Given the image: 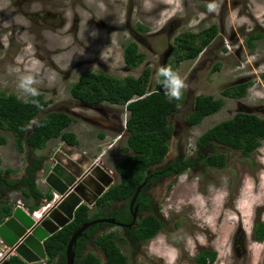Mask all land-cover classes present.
I'll list each match as a JSON object with an SVG mask.
<instances>
[{
  "label": "rangeland",
  "instance_id": "rangeland-1",
  "mask_svg": "<svg viewBox=\"0 0 264 264\" xmlns=\"http://www.w3.org/2000/svg\"><path fill=\"white\" fill-rule=\"evenodd\" d=\"M214 23L219 28L215 40L196 59L179 64L178 73L188 88L171 116L173 128H182L179 141L173 139V152L178 153V144L184 143L189 153L202 133L236 113L264 117V38L254 40V46L248 43L252 33L264 34V0H0V92L27 98L31 94L21 84L31 77L35 81L31 87L50 100L38 117L50 111L72 115L69 129L87 146L105 152L103 159L118 182L114 166L126 155L122 147L128 111L125 106L104 104L121 120H112L118 126L114 131L100 126L92 120L103 117L101 111L75 98L72 85L89 70L123 78L139 76L150 67L149 89L153 90L157 72L164 67V53L175 37ZM140 25L147 28L142 30ZM130 40L146 54L135 69L124 58V44ZM174 58L172 54L170 59ZM247 81L254 84L245 97L223 94ZM200 94L223 97L225 105L191 127L185 118ZM103 131L106 141L98 136ZM0 135L8 138L0 146V170H23L26 152L16 149L12 132L0 129ZM55 140L48 142L49 153L56 148ZM223 152L228 158L226 168H204L200 176L199 168L173 179L168 188L167 181L159 185L164 193L161 206L171 219L169 229L147 241L139 252L131 253L133 248L124 243L134 264H197L196 254L204 248L217 251L214 264H264V241L254 237L256 222L264 221V141L249 157L228 146ZM100 257L101 264H107L103 254Z\"/></svg>",
  "mask_w": 264,
  "mask_h": 264
},
{
  "label": "trees",
  "instance_id": "trees-1",
  "mask_svg": "<svg viewBox=\"0 0 264 264\" xmlns=\"http://www.w3.org/2000/svg\"><path fill=\"white\" fill-rule=\"evenodd\" d=\"M139 28L144 30L147 27L140 25ZM218 33V25L214 23L198 32L188 30L177 35L173 53L175 58L169 60L167 67L170 66L178 72L182 60L196 59L215 40ZM260 38H264L263 33H252L248 43L254 46V40ZM124 58L128 67L135 69L145 61L146 54L140 50L136 41L130 40L124 44ZM218 68L219 65L216 66V70ZM151 74L150 67H146L139 76L127 75L123 78L89 70L82 73L78 81L72 85V95L86 106L106 103L126 107L128 111L125 127L127 140L126 145L122 147L126 155L115 165L119 173V181L111 185L99 198L98 210H93L85 203L81 204L75 212L74 219L45 240L47 259L33 264H66V251L72 234L86 222L97 218L112 202L125 199L129 205L137 188L145 178L155 172L156 169L152 170V168L163 163L169 151V141L174 134L171 116L179 110L182 100L170 101L158 82L155 88L150 90ZM253 84L254 81L242 82L225 89L223 94L228 97L243 98ZM49 103L50 100L41 93L23 98L15 93L0 92V129L13 133L16 149L19 152H25L27 145L34 150H43L53 139H60L73 146L80 145L77 134L69 129L74 121L72 115L65 111H50L38 117ZM224 105L223 97L197 95L194 98L192 110L185 118L186 122L191 127L199 125L206 117L220 111ZM104 136L105 134L100 133V137ZM263 141L264 117L239 112L232 118L208 128L197 138L196 145L203 148L211 142H216L234 150H240L249 157L262 145ZM7 143V136L0 135V146ZM43 158L45 159V156ZM42 161L43 159L35 167L41 166ZM206 164L212 167H225L227 156L217 152L206 159ZM190 165L192 161L188 160L180 163L178 169L181 173H185ZM32 170H30L31 176L23 180V183L29 184L30 190H23V193L37 200V203L30 207L31 210H35L44 195L34 183L35 177H32ZM3 173L10 175L17 173V170L13 168H6L5 172L0 170V177H3ZM46 196L49 199L52 198L50 193ZM12 207L10 200L3 199L0 194V221L10 214ZM127 210L130 220L129 207ZM139 225L137 234L144 241L152 239L157 235L158 230H162L160 229L161 221L154 216H149ZM254 237L260 242L264 241V221L256 223ZM81 242L83 240L79 238L75 247L76 252L79 251ZM97 243L106 256L107 264H131L128 255L122 252L115 233L100 235ZM217 255L215 250L204 249L196 255L195 261L197 264H214ZM10 260L13 264H26L18 256H12ZM100 262V258L94 253H89L80 260V264H100Z\"/></svg>",
  "mask_w": 264,
  "mask_h": 264
},
{
  "label": "water",
  "instance_id": "water-1",
  "mask_svg": "<svg viewBox=\"0 0 264 264\" xmlns=\"http://www.w3.org/2000/svg\"><path fill=\"white\" fill-rule=\"evenodd\" d=\"M174 44L170 45L163 56L164 67H167L170 56L174 53ZM30 146V145H29ZM45 160L40 166L41 170L36 175L38 180L49 187L53 198L55 193L59 198L55 203L42 213L40 217L28 212L21 206H13L10 214L0 225V236L4 243L14 251L13 256H18L26 264L45 261L47 253L45 240L70 223L81 204L92 207L98 197L114 184V175L106 169L101 162L96 165L93 158L84 153L78 146L62 142L50 158L49 165ZM95 164V165H94ZM46 166V167H45ZM156 167V166H155ZM44 178H41L43 177ZM143 187L141 184L132 198L131 207ZM45 193L41 205L49 199ZM107 219H94L80 226L71 236L67 251L66 264L75 263L74 246L78 239L90 226L106 222ZM1 264H13L11 260L4 259Z\"/></svg>",
  "mask_w": 264,
  "mask_h": 264
},
{
  "label": "flooded vegetation",
  "instance_id": "flooded-vegetation-1",
  "mask_svg": "<svg viewBox=\"0 0 264 264\" xmlns=\"http://www.w3.org/2000/svg\"><path fill=\"white\" fill-rule=\"evenodd\" d=\"M104 104H106V103L87 106V107H95V108L99 109L101 111V115L103 116V117H100L99 120L96 119V120H92V121H94L95 123H97L100 126L107 127L108 129H112V130L118 129V126L116 127V125H114L112 123V120L117 119V121H120L121 117L120 116H114V114L110 110L103 107V106H105ZM84 106H86V105H84ZM189 112H190V110L188 111L187 115L189 114ZM186 124L188 126H190L187 122H186ZM181 129L182 128L180 126H179V128L174 129V134L170 140L171 143H169V151H168L163 163L156 165V167L154 166L152 168V170L156 169V170H154L155 172L151 173L149 175V177L145 178L144 182L142 183L143 187L141 188V190H140V192L136 198L134 206L131 207V203L128 205L127 200H125V199L114 201L110 205H107V207H105L102 210L101 214L97 218H95V219H100V218L107 219L108 221L94 224V225H92L86 229L84 234L80 237V239H82L83 242H81V246L79 247L78 252H76V250H75V247L77 244L74 246V251L76 252L74 264H80V260L84 256H87L89 253H94L97 257L100 258V260L102 259L100 257V253H101V254H103V256L105 257V260H106V256H105L103 250L99 247L97 240H98L100 235L108 234V233L109 234L110 233L116 234V236L118 237V244L121 247L122 252L125 253L126 255H128V254L125 252V250L123 248L124 243H127V245H129V247L133 248V250H131V253L141 251L142 245H144L149 240L144 241V239L139 238V236L137 234L139 232V226H140L139 224L142 221H144L145 219H147L149 216H154L159 221H161L162 225H161L160 229H162V230L163 229H169V224L171 222V219L169 217L165 216L164 209L161 206L162 205L161 200L163 199L164 193L163 192L160 193L158 189H159V185L164 184L163 182H165V181H167V183H168V184L166 183L167 184L166 187L168 188V186L170 185V183L173 179L184 174V173H181L178 169L180 163L186 162L188 160L192 161V165H190L188 171H190L191 173H195L199 168H201L200 172H198V173H200L199 176L201 175V171H203L204 168L209 167L210 169H223V168L227 167L228 163L226 164L225 167H212V166L206 164V159L208 157L214 155L217 152L224 153L223 150L225 149L226 146L223 144H217L216 142H211L203 148L196 145V148L194 150L190 151L189 153L187 152V150L185 148L186 144L185 145H184V143L178 144V146H177L178 153L173 152V148H174L173 139H175L174 143H175V141H176V143L179 141V137L181 135L180 134ZM105 131L101 132V133L105 134V136L103 138L100 137V133L98 134V136L100 137L99 139L101 141H106V137L108 135L105 133ZM57 140H55L56 142L53 144L54 148L60 142ZM118 140L119 139L117 138L115 140L114 144H112L111 146H114L115 143L118 142ZM96 149L100 150L99 155H96L95 157L93 156V159H94L96 165L99 164V162H101L102 165L106 169H108L111 174H113V175L116 174L113 170H110L109 167L105 166L103 164V161H101V156H103V154L105 152L102 151V149H99L98 146L96 147ZM36 151L37 150H34L29 145L26 147L25 152L27 154V161L25 162L24 168L21 171V173L23 174V177H20L17 174H15L14 176L4 174V175H2L3 177H0V182H1L0 183V194H2V198H3V196H5V194L7 195V193H8V195H7L8 197L3 198V199H7V200L12 199V200L17 201V199L20 196L13 198V193H15V192L21 193L23 196H25L23 193V190H30V186L28 183H23L24 182L23 180L25 179V177L31 176V174H30L31 169H33L31 172L33 174L32 177L33 176L35 177L34 183L36 184V187L39 188L37 185L38 179L36 178V175L39 174L41 167L40 166L35 167V166L38 163H40L41 159H43L42 164L45 160H48L47 165H49L50 158L52 157V154L56 151V149H54L53 153L52 152L49 153L50 152V148H49L48 153L45 155V159L43 158L44 155L43 156L36 155ZM47 156H49V157H47ZM227 162H228V158H227ZM114 169H115V166H114ZM115 171L117 172L116 169H115ZM187 172H185V173H187ZM21 173H19V174H21ZM118 175H119V173H118ZM4 177H6V178H4ZM41 178H44V176ZM115 178L116 177L114 175V184L116 183ZM167 188H166V190H167ZM46 189L47 190L45 192L40 190L42 192V194L44 195L43 197H45V193L49 192L48 186ZM108 189L109 188H107L102 193V195ZM102 195H100L98 197L95 204L91 207L93 210H98L99 206H97V202ZM139 197H140V199L138 200ZM53 199L54 198L52 197L51 200H53ZM51 200H49V201H51ZM41 201H42V199L38 202L39 205L41 204ZM39 205H38L39 209L43 207V205H41V206H39ZM128 207H129V211L131 213L130 220L128 219L129 218L128 217V210H127ZM47 210H45V211H47ZM255 226H256V224H255ZM89 230H90V232L87 233V231H89ZM162 230H160V231L158 230L157 235ZM204 249H208V248H204ZM204 249H202V250H204ZM202 250H200V251H202ZM210 250H213V249H210ZM200 251H198L197 254ZM128 257H129V255H128ZM129 259H130V257H129ZM101 262H100V264H101ZM130 262L132 264L133 260L131 259ZM106 263H107V260H106ZM139 264H143V263L141 262Z\"/></svg>",
  "mask_w": 264,
  "mask_h": 264
},
{
  "label": "clouds",
  "instance_id": "clouds-1",
  "mask_svg": "<svg viewBox=\"0 0 264 264\" xmlns=\"http://www.w3.org/2000/svg\"><path fill=\"white\" fill-rule=\"evenodd\" d=\"M214 6H209V10H213ZM158 77H162V79H158V83L164 88L165 93L170 101H180L183 98V92L188 88V84L186 83L185 79L180 76V74L176 71H174L170 66L169 67H161L157 72ZM35 83V81L28 77L24 83L21 84V87L24 88L26 92H29L31 95L36 96L38 95L37 90L34 87H31V85ZM128 118V117H127ZM125 121V127H126ZM122 135L118 136V139L121 138ZM18 200H10V203L13 204V206H18ZM22 201V200H21ZM25 207V205H24ZM25 209L30 212L33 211L30 209V207H25ZM30 210V211H29ZM39 210V208L35 209V211ZM33 211V214L34 212ZM3 222V221H0ZM11 259V258H10Z\"/></svg>",
  "mask_w": 264,
  "mask_h": 264
},
{
  "label": "crops",
  "instance_id": "crops-1",
  "mask_svg": "<svg viewBox=\"0 0 264 264\" xmlns=\"http://www.w3.org/2000/svg\"><path fill=\"white\" fill-rule=\"evenodd\" d=\"M78 136V135H77ZM78 139H79V141H80V145L78 146L84 153H86L87 155H89L91 158H93V156L95 157L96 156V148H93L92 146H87L86 145V143L84 144V142H82L81 141V139L78 137ZM50 142V141H49ZM62 143V141H60L58 144H57V146H56V148L60 145ZM115 144H117V142L115 143ZM53 145V144H52ZM98 145V144H97ZM55 148V149H56ZM49 149V146H48V148H46V149H43V150H37L36 151V155H38V156H45L47 153V150ZM42 151V152H41ZM39 152H41V153H39ZM99 155V154H98ZM105 156V153L103 154V156H101V161H103V164L105 165V166H107V167H109V169L110 170H113V168L112 167H110L107 163H106V161L103 159V157ZM17 170V169H16ZM22 171V170H21ZM21 171H17V175L18 176H20V177H23V174L21 173ZM19 173H21V174H19ZM15 174H13L12 176H14ZM43 181H44V179H40V180H38L37 181V185H38V187H39V190H41V191H43V192H45L47 189V186L43 183ZM16 195H17V197H19V194L18 193H16ZM15 195V196H16ZM6 197H7V195H6ZM25 197V198H24ZM3 198H5V196H3ZM19 199H21L22 201H23V203H24V205H25V207H31V206H33L36 202H37V200L34 198V197H27V196H20L19 197Z\"/></svg>",
  "mask_w": 264,
  "mask_h": 264
},
{
  "label": "built area",
  "instance_id": "built-area-1",
  "mask_svg": "<svg viewBox=\"0 0 264 264\" xmlns=\"http://www.w3.org/2000/svg\"><path fill=\"white\" fill-rule=\"evenodd\" d=\"M58 198H59V195L55 193V198L51 201L46 202V204L43 205V207L40 208L39 210L35 211L34 214L37 217H40L42 215V212L47 210L49 207H51ZM18 206H21L25 209L24 203L21 200H18ZM1 224L2 222H0V225ZM13 253L14 251L11 250V247L7 246L0 236V264L4 259H8V258L10 259L13 256Z\"/></svg>",
  "mask_w": 264,
  "mask_h": 264
}]
</instances>
